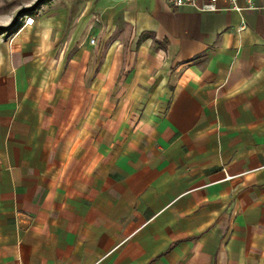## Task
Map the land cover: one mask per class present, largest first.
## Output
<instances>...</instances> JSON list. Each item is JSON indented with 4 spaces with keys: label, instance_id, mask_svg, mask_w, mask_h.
<instances>
[{
    "label": "crops",
    "instance_id": "1",
    "mask_svg": "<svg viewBox=\"0 0 264 264\" xmlns=\"http://www.w3.org/2000/svg\"><path fill=\"white\" fill-rule=\"evenodd\" d=\"M204 4L0 34V264H264V0Z\"/></svg>",
    "mask_w": 264,
    "mask_h": 264
},
{
    "label": "rangeland",
    "instance_id": "2",
    "mask_svg": "<svg viewBox=\"0 0 264 264\" xmlns=\"http://www.w3.org/2000/svg\"><path fill=\"white\" fill-rule=\"evenodd\" d=\"M48 0H0V13L11 12L15 8L19 7L13 14V17L19 13L17 19V25H23L25 18L31 17L34 20V16L39 14L41 7ZM30 10L29 12H25Z\"/></svg>",
    "mask_w": 264,
    "mask_h": 264
},
{
    "label": "built area",
    "instance_id": "3",
    "mask_svg": "<svg viewBox=\"0 0 264 264\" xmlns=\"http://www.w3.org/2000/svg\"><path fill=\"white\" fill-rule=\"evenodd\" d=\"M167 4L171 5L174 8H182V7H187V6H195L196 4V0H165ZM219 1V0H204L205 4L204 6L201 8L202 10H214L215 8V3ZM221 1H225L228 2L232 5V8L235 9L236 11H240L241 9L236 7L235 2L236 0H221ZM247 7L249 9L253 8V3L254 0H245ZM34 22V20L31 17L25 18L24 20V24L23 25H32ZM243 29H245V25L242 24L239 27V31H242ZM91 43H93V40H91Z\"/></svg>",
    "mask_w": 264,
    "mask_h": 264
},
{
    "label": "trees",
    "instance_id": "4",
    "mask_svg": "<svg viewBox=\"0 0 264 264\" xmlns=\"http://www.w3.org/2000/svg\"><path fill=\"white\" fill-rule=\"evenodd\" d=\"M30 10H27L25 12H29ZM19 17V13L16 14L13 19H12V22L11 24L6 27V28H0V34L4 33L6 35H11L13 33H15L18 29H19V26L20 25H17V19Z\"/></svg>",
    "mask_w": 264,
    "mask_h": 264
}]
</instances>
